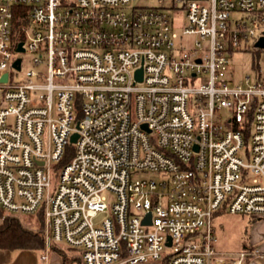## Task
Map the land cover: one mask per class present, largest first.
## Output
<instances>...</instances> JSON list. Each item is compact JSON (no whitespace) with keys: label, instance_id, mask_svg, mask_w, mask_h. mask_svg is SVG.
<instances>
[{"label":"built area","instance_id":"built-area-1","mask_svg":"<svg viewBox=\"0 0 264 264\" xmlns=\"http://www.w3.org/2000/svg\"><path fill=\"white\" fill-rule=\"evenodd\" d=\"M131 2L0 0V211L42 212L44 264L60 244L81 264H264L225 257L212 225L264 219V70L228 79L264 51V0Z\"/></svg>","mask_w":264,"mask_h":264},{"label":"rangeland","instance_id":"rangeland-1","mask_svg":"<svg viewBox=\"0 0 264 264\" xmlns=\"http://www.w3.org/2000/svg\"><path fill=\"white\" fill-rule=\"evenodd\" d=\"M170 0H164L168 3ZM157 4V0H132L131 6H154ZM183 12L178 11L173 15L172 26L174 31L181 34L183 25ZM184 41L190 42L191 37L187 36ZM20 57L23 59V65L21 71L15 76V80L23 81L26 79V72L32 69L29 63L31 58L29 53H22ZM263 72L264 70V51H257L255 49H249L247 51H241L233 53L230 58V69L228 72V79L230 83H240L248 76L253 79L257 71ZM75 115L78 110L75 109ZM221 121H224L222 117ZM55 173L51 177V187L54 189L56 185ZM132 179H152L159 180L160 177L149 174L133 172L131 174ZM4 215V214H3ZM43 214L37 219L34 217H19L21 222L29 229L37 232L45 233V222L42 217ZM105 217V213L99 212L93 219L95 224H98ZM40 220L41 222H38ZM251 218L240 215H230L226 212H218L212 218V225L217 237L216 249L223 253L227 258H235L237 254L247 246L249 237L252 235V230H255L257 234L254 237H260V242L257 243V247L264 249V221L256 223L252 227ZM254 228V229H253ZM37 249H18V250H0V264H44L42 261V250ZM167 253V251H165ZM264 254V253H263ZM62 255H74L71 254L68 247L63 244L54 245L51 248L49 264H61L60 258Z\"/></svg>","mask_w":264,"mask_h":264},{"label":"trees","instance_id":"trees-1","mask_svg":"<svg viewBox=\"0 0 264 264\" xmlns=\"http://www.w3.org/2000/svg\"><path fill=\"white\" fill-rule=\"evenodd\" d=\"M69 155H71V147L67 148V155L64 161L69 158ZM41 215L42 212L39 211L37 214L28 217H34L38 219ZM37 221L41 222L40 220ZM43 246L44 238L41 232H35L27 228L21 222L19 217L3 215V213L0 211V250H41ZM68 249L70 253L74 255H62L60 258L61 264H81V259L78 255V252L70 248Z\"/></svg>","mask_w":264,"mask_h":264},{"label":"water","instance_id":"water-1","mask_svg":"<svg viewBox=\"0 0 264 264\" xmlns=\"http://www.w3.org/2000/svg\"><path fill=\"white\" fill-rule=\"evenodd\" d=\"M256 46H258V47H263V48H264V39H260V40L256 43ZM16 52H23L22 43H19V44L17 45V47H16ZM19 65H20V59H17V60L13 63V67H14L15 69L18 70V69H19ZM140 73H141V70H138V71H137V76H138V75L140 76ZM2 80H3V81L6 80V75H4V76L2 77ZM143 128L146 129L145 126H143ZM147 132H148V130H147ZM76 139H77V134L74 133V134L71 135L70 142H71V143H74V142L76 141ZM149 218H150V215H148V218L144 221V223H149ZM168 245H169V243H168Z\"/></svg>","mask_w":264,"mask_h":264},{"label":"crops","instance_id":"crops-1","mask_svg":"<svg viewBox=\"0 0 264 264\" xmlns=\"http://www.w3.org/2000/svg\"><path fill=\"white\" fill-rule=\"evenodd\" d=\"M252 221V227L253 226H255L256 225V223H258V222H263L264 221V219H262V220H253V219H251ZM254 229V228H253ZM252 232H253V236L251 235L250 237H249V242H248V244H247V246L246 247H244V248H250V249H254V250H257V251H259L260 253H264V249H261V248H259V247H257V243H259L260 242V237H254L255 236V234H257L256 233V231L255 230H252Z\"/></svg>","mask_w":264,"mask_h":264}]
</instances>
